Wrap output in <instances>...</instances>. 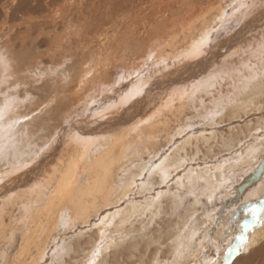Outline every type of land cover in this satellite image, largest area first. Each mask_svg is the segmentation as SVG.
<instances>
[{
  "label": "bare ground",
  "instance_id": "bare-ground-1",
  "mask_svg": "<svg viewBox=\"0 0 264 264\" xmlns=\"http://www.w3.org/2000/svg\"><path fill=\"white\" fill-rule=\"evenodd\" d=\"M75 1L0 0V51H5L9 55L13 67L17 70L15 79L21 84V87L9 93V96L14 95L23 101L18 106V113L38 112V116L29 122L31 124L30 135L34 136L37 141H45L50 138V134L55 135L56 129L63 124L65 116L71 114L74 128L79 129L82 135L108 138L91 145H76L58 137L57 141L36 159L30 168L9 177L3 185H0V264H35L46 248L54 246L57 241L63 243L65 237H70L71 234L59 228L61 214L65 217L70 216L73 220L78 219V227L84 228L90 223H96L98 217L109 215L111 219V214L119 210L120 215L115 221L119 224L123 217L131 214L133 203L139 206L143 200L142 195L136 193L135 188L127 186L133 172L143 167L145 158L148 159L151 154L163 155L165 150H170L175 130L187 126L190 119L198 125L193 129L196 135L172 151L170 159L174 160L182 155L197 156L198 152L201 154L204 150L201 149L203 143L206 144L205 148L208 152H214L217 144L219 148L221 147L220 150L229 151L228 149H231L238 141L236 135L241 134L243 128L238 126L242 123L238 120L240 124L235 125L238 122L232 121L224 129L215 126L232 119H242L249 112L257 113L264 108L259 95L247 99L241 97L228 104L231 78L229 82L218 84L213 90L216 100L223 96L224 103L227 104L222 115L216 118L215 124L202 123L199 119L200 114L215 107L211 94L203 97L198 94L194 101H189L187 98L183 102L179 98L174 102L168 100L175 90H183L187 85L190 91L193 83L207 78L213 69L225 63L232 65L235 69L238 83L239 73L247 71L243 67L247 59L242 57V53L236 56L232 53L247 46L254 37H258L264 31V23H261L262 10L258 9L235 31L228 32L222 28L220 32L212 33L211 43L202 48L199 55L178 60L177 57H183L184 53L191 49L206 30L213 26L219 28L221 23L227 27V21L221 22L218 16L232 0H203L204 4L197 7L191 5L188 0H178L174 5L169 4L154 24L155 34L152 38H158L154 49H151L152 46L151 50H146L143 40L137 38L122 37V41L116 44V48L112 47L118 41V39L115 41L114 34L111 42L110 39L107 40L109 42L108 44L106 42L107 49L104 51L107 52L111 48V54L115 51L119 53V65L117 66L120 69L117 71L121 72L116 78L112 76L113 80L106 74V71L101 70L99 62H102V54L100 51L78 48L75 37L77 30L73 29ZM174 8L176 13L172 12ZM61 24L66 25L67 29L61 30ZM245 25H255L254 36L245 38L247 32L241 31ZM149 51L156 53L153 63L165 59L169 61L170 66L167 70L159 71L158 74L153 71L151 79L146 80L147 87L143 90L144 94L135 96L123 107L107 113V120L93 119L86 115L85 113L95 110V105L92 109L86 107V104H91L92 99H95L98 104H118L122 95L134 90L135 86L140 83L135 76L132 79L126 77L115 87L113 85L116 84L121 73L127 74L130 70L139 68ZM90 54L95 55V59ZM86 55L88 58L85 57ZM142 57V61L139 62L138 59ZM173 60L176 61L174 66L171 64ZM25 97L29 99L25 100ZM201 99L204 101L203 105L200 104ZM3 102L4 95L0 92V106ZM166 102H168L167 106H165ZM81 113L85 115L79 119ZM251 118V121L248 120L249 126L253 123V117ZM262 120L264 122V119ZM140 121L148 122L141 124L136 132H131L132 126ZM246 122L245 125H247ZM226 137L227 140L224 141ZM176 139L179 142L180 137ZM262 153L263 150L251 157L247 155L246 158L249 160L244 159L243 161L248 162L250 166L251 160L253 163L256 158L261 157ZM81 156L84 157L83 160L80 159ZM133 165H136V168H133ZM216 165L212 164L204 175L207 176V172L211 171L219 177L220 173L216 172ZM4 167L5 165L0 163V171L4 170ZM254 167L253 170L257 169ZM229 168L230 166H227L225 170ZM203 169L204 167L197 168L198 171ZM41 180L54 185L53 192L48 194L46 201H38L33 193L25 191ZM223 180L226 182L228 178L225 177ZM212 182L217 183V181ZM222 184L217 185L218 189L224 186ZM258 187H251L249 190L252 191ZM13 192L16 195L8 200L7 197ZM247 193L243 200L234 201L231 209L222 215L217 216L218 211L212 212L213 210L208 211L209 209L204 208L208 212L205 211L203 218L209 212L213 213L211 219H204L205 221L202 220L203 223H201L208 226L207 231L215 241L214 243L219 237L221 238L220 244L226 243L229 235L227 225L233 217L232 209L242 207L244 200L249 201ZM129 195H132V203H121L122 199ZM25 206L29 207L27 215L24 210ZM189 211V207H174L173 204L165 202L163 207H158L155 222L149 221L152 226L147 230L141 231L139 223L135 228L127 225L119 229L128 234L136 233L130 235V238L124 240L123 243H120L121 236L115 234L118 231L116 228L108 229L113 234L109 237V241L114 238L116 243L111 244L109 250L103 253L102 264H153V260L157 258L159 242L170 238L176 239L179 236L183 231L182 226L188 218ZM196 211L199 212L200 209ZM162 214L175 218L173 217L174 221L160 228L161 230L156 235V231L153 233L150 229L153 225H157V220ZM218 218L219 220L216 221ZM21 220L24 223L21 224ZM196 226L201 232L205 231L197 223ZM99 231L93 228L91 231H84L81 236L69 239L68 243L75 249L73 255L66 258L69 264H81L86 258L85 253H90L94 244L100 239ZM259 237L262 242L260 241L255 248L250 249L246 256L235 258L231 264H264L263 228L256 233V238ZM251 241L250 239L247 249L253 246ZM106 247H108L107 244ZM168 251V248L161 249L159 258L167 259ZM52 258L51 255L48 256L49 260Z\"/></svg>",
  "mask_w": 264,
  "mask_h": 264
},
{
  "label": "snow or ice",
  "instance_id": "snow-or-ice-1",
  "mask_svg": "<svg viewBox=\"0 0 264 264\" xmlns=\"http://www.w3.org/2000/svg\"><path fill=\"white\" fill-rule=\"evenodd\" d=\"M261 11V23H264V0H232L223 13L218 16L221 22L227 21V27L223 23L218 28L211 27L202 33L200 39L196 41L190 50L184 53L183 57L177 59L188 58L194 55H199L201 49L211 43L212 33H218L221 29L227 31H235L244 24L246 20L252 17L257 10ZM242 32L246 31L247 35L254 36L255 25H245ZM242 53V57L247 59V63L243 67L246 72L239 73V82H236L235 69L230 64H222L213 69L207 78H202L191 85V90H188L187 85L183 90L177 89L169 96L168 100L174 102L177 98L183 102L186 98L189 101H194L199 94L201 97L207 94L213 96L215 107L207 110L204 114L199 115L200 121L211 122L215 124L216 118L221 116L223 109L227 107L224 103V98L221 96L216 100L214 89L218 84L229 82L230 94L228 97V104H231L235 99L241 97L247 99L248 97L255 98L259 95L264 97V31L258 36L254 37L247 46L238 49L232 53L233 56ZM156 53L149 51V54L139 68L130 70L127 74L121 73L113 87L117 86L126 77L132 79L135 76L140 83L135 86L134 90H130L121 96L120 102L116 103H97L92 99L91 104H86L88 109L93 112L85 113L93 119L107 120V113L113 109H119L126 105L135 96L143 95L144 88L147 87L146 80L151 79L153 71L157 74L161 70H167L170 66L169 61L160 59L153 63ZM227 60V56L225 57ZM176 63L175 60L171 62L172 66ZM17 70L13 67V62L5 51H0V92H3L4 102L0 106V163L5 165L4 170L0 171V185L5 181L16 175L17 173L28 169L32 166L36 159L44 154L53 143L57 141L58 137H62L70 144L76 145H91L95 144L101 139H108L107 137H92L84 136L79 129L74 128L73 117L67 114L63 120V124L56 129L55 135L50 134V138L45 141H37L36 138L29 133V128L33 118L38 116V112L32 111L18 113V106L23 101L16 96H9V93L15 92L21 87V84L16 81L15 74ZM91 75V73H89ZM7 91H3L4 89ZM103 93H101L102 95ZM29 97H25V100ZM203 99L200 104L203 105ZM166 102L165 106H167ZM47 107V105H45ZM155 115V114H154ZM152 119V117H149ZM148 121H140L130 129L131 132H136L141 124ZM198 125L189 120L187 126L179 127L175 130V135L172 137L173 143L170 150H165L163 155L151 154L144 162L143 167L133 172L131 178L127 182V186L136 189V193L142 195L143 200L139 206L133 203L130 215L123 217L119 224L115 221L120 215L119 210L113 213L112 218L109 215H104L97 218L96 223H90L84 228H79V220H73L70 216L65 217L61 214L59 221V228L70 232L71 236H66L63 243L57 241L54 246H49L43 252L35 264H69L68 257H71L75 251L74 247L68 243L72 237H78L84 231H91L93 228L99 229L100 239L94 244L90 253H85V259L81 264H102L101 257L103 253L109 250L111 244H115L116 240L113 238L109 241V237L113 234L108 229L116 228L118 231L116 235L121 236L120 243L130 238V235H135V232L128 234L121 232L119 229L125 228L127 225H132L134 228L137 223L140 225V230H147L152 226L149 221L155 222L158 207H163L165 202L173 204L174 207L185 206L189 207L188 218L182 226L183 231L180 232L176 239H168L167 241H160L157 250V258L153 260V264H221L219 256V246L217 245L215 258H209L207 253L208 246L212 245L214 241L207 231L208 226L205 224V231L201 232L196 226L197 216L199 213L196 209L206 208L207 205H212L215 199L218 184L223 183V174L225 166L231 163L239 164L244 159V149L247 148V155L251 157L256 152L264 150V123L256 127L255 132L249 135L248 140L251 143L241 142L238 159L233 160L231 156L224 161V163H217L216 172L221 173L216 177L211 171L204 172L211 168V165L205 164L203 170H197L194 167H189V164L196 165L198 163L197 156L189 157L182 155L176 159H170L172 151L184 144L185 141L191 140L194 135L193 131ZM204 135V133H200ZM177 137H180L177 142ZM233 151H235L233 149ZM84 159L83 156L80 157ZM136 168V165H133ZM260 165H257V171ZM255 174V173H254ZM212 181H217L213 183ZM175 185V190L172 186ZM54 185L48 184L45 180L33 184L31 187L25 189L33 193L38 201H46L48 194L52 193ZM158 189V190H157ZM16 193H11L7 199L11 200ZM248 199L255 200V204L248 202L245 207L248 208L247 216L241 225V232L235 237L236 243L229 245L225 260L232 256L233 253L239 255L241 252L247 250L249 243L248 236L251 232L258 228L264 227V172L260 173L259 187L248 192ZM206 201V203H205ZM132 203V195L125 196L121 203ZM25 214L29 212V207L25 206ZM213 213L209 212L205 219H211ZM20 223H24L23 220ZM203 236V238H200ZM106 244L108 247H106ZM170 246V247H169ZM168 248L167 259H160L159 252L161 249ZM51 252L52 259H48V253Z\"/></svg>",
  "mask_w": 264,
  "mask_h": 264
},
{
  "label": "rangeland",
  "instance_id": "rangeland-1",
  "mask_svg": "<svg viewBox=\"0 0 264 264\" xmlns=\"http://www.w3.org/2000/svg\"><path fill=\"white\" fill-rule=\"evenodd\" d=\"M177 1L178 0H159V2H158V0H137V1L136 0H76L75 1V5L73 7V9H74L73 12H75V13H73L74 14V16H73L74 24H75V25H73V29L77 30V32L75 31V34H76L75 37L77 38L76 42L78 43V48H81V49L84 48L83 50H85L86 48H89L90 51H93V50L100 51L101 54H102V57H101L102 62L101 61L99 62L100 66H101V70L106 71V74H108V76L111 77L114 80V78L112 76H114L116 78V76L121 72V71L118 72L120 68H119V66H117V65H119L118 64L119 63V58H118L119 53H117L115 51L114 54H111L110 53L111 48H109V50L107 52H105L104 50L107 49V46H105V45H107L109 41L111 42V40H113V37L115 36V38H116L115 41H117V39H118V41L112 46L114 48L117 47L116 44H119V42L122 41V37L123 38L126 37V38H129V39H133V38H135V39L137 38L139 40L142 39L144 47L147 48L146 50L150 49L152 46L153 47L151 49H154V46L157 44L156 39L158 41V38H156V37L152 38V35L154 36V34H155L154 24H155L156 20L158 19V16L160 15V13L162 11H164V9H166L169 4H173L174 5ZM188 1L194 7H197V6H200V5L204 4L203 0H188ZM172 12L176 13L177 11L174 8L172 10ZM64 22L65 21L63 20V23ZM130 22H132V23H130ZM61 25H62L61 30L67 29L66 25H63V24H61ZM78 25H80V26L78 27ZM117 26H118V28H117ZM82 27L85 28V29H83ZM80 28H82L81 31H80ZM122 31L125 32V33H123ZM93 34H94V36H93ZM113 34H114V36H113ZM121 35H123V36H121ZM88 36H90V37H88ZM109 36H110V38H109ZM82 37H84V39ZM86 39H87V41H86ZM107 40H109V41H107ZM146 40H148V41H146ZM106 42H107V44H106ZM144 42L145 43L149 42L148 44H146L148 46H146ZM152 42L153 43L155 42L154 45H153ZM82 43H83V46H82ZM99 43H101V44H99ZM102 45L105 46V47H103ZM92 55L93 54H90V56H92ZM85 57L88 58L87 55ZM92 57L94 58L95 55L92 56ZM109 59H110V61H109ZM142 59H143V57L138 59L139 62H141ZM103 61H105V62H103ZM112 61H113V63H112L113 65L111 64ZM106 62L110 63V64H107ZM78 67H80V66H78ZM117 69H118V71H117ZM111 70H113V71H111ZM114 70L116 71V73H115ZM261 103H262V107H264V98L263 97H261ZM259 113H262V114L257 116ZM253 114H256V115L254 116ZM84 115L85 114L81 113V116L79 117V119H81ZM262 115H263V117H262ZM246 116H243L242 119H232L230 121H226V122L221 123L222 125L219 124V125L215 126V127L224 129L225 126H227L228 123H232V121L233 122H238L235 125H238V124L242 123V125L240 124L238 126V127L242 126L241 128H243L242 131H241V134H237L236 135L238 141H237V143H235L234 146L231 147V149L232 150L234 149L235 151H232L230 148L228 149L229 151H227V152L223 151L222 149L220 150L221 147L219 148V145L217 144V146L215 147V149L216 148L217 149L214 150V152H216V153H214L213 151H210L211 152L210 153L205 148L206 144L203 143L202 145H204V146L201 145V149H204V150H202V153L201 154L199 153V155L197 156V160L199 162V163L196 164L197 168H199V167L202 168V167H204L202 165H205V164L211 165V167H212V164L214 166V164L216 165L218 162L222 163L223 161H226L229 156H231L233 160H235L236 158L237 159L239 158V157H234V156H238L237 153H239V150H240V145H241L240 143L241 142L251 143V141L248 140L249 135H251L253 132H255V130H256L255 126L256 125H258V124L260 125V124L264 123L263 120H262V119H264V108H261V111L257 112V113L256 112L255 113L249 112ZM251 117H253V120H255V121L252 120L253 123H252V125L250 124V126H249L248 125V120L251 121V119H252ZM238 120L240 121V123H239ZM256 121H258V123L255 124ZM245 122H246L247 125L244 124ZM244 129L245 130L247 129L246 132H245ZM243 131H244V133H243ZM226 140H227V137L224 139V141H226ZM246 153H247V148L244 149V159L245 160H249L248 158H246L247 157ZM209 154H210V156H208ZM224 155H226V156H224ZM204 156H207V158L206 157L204 158ZM146 160H147V158H145V161ZM216 161H217V163H216ZM242 161L239 164H237V163L227 164V166H230V168L228 170H225V172H224L225 174H223V179L225 177H227L228 180H226V182H223L222 185H224V186H222V188L220 187L216 191L215 199L213 201V204L212 205H207V207H206L207 210L209 209L208 211H212V210H213L212 212H214V211L217 212L218 211L216 213V215L217 216L220 215V214L222 215L228 209H231L230 207L232 206L234 201L239 202V201L243 200L244 199V195L247 193V191H250L249 189L251 187H255V186L258 187L259 186L260 173L264 172V150H263V153H262L261 157L260 158L259 157L256 158V160H255L256 162L253 161V163H252V160H251V162H250V166L251 167L248 165V162H246V161L242 162ZM199 164H201V165H199ZM255 165H260V168H259L258 171H257V169L253 170V167ZM190 166L194 167V165H192L191 163L189 164V167ZM227 166H225V167H227ZM196 167H194V168H196ZM255 167L257 168V166H255ZM252 172H254L255 174L252 173ZM248 173H249V175H248ZM220 175H221V173H220ZM252 175H253V177H252ZM243 177H245V178H243ZM174 188H175V185L172 186V190H175ZM248 202H251V203L255 204V200L254 199L253 200H249ZM248 202H247V200H246V202L244 200V202H243L244 205L242 207H236V208L232 209L233 210V215H232L233 217L231 216L232 218L230 220V223L227 225L228 226L227 229H228L229 235L227 236V240L225 241L226 243L220 244L221 243V238L219 237L220 240L217 239L216 243H213L214 245L212 244V245H210L208 247L209 251H208L207 255H208L209 258H215L217 245H218V246H220L219 252L221 251L220 252V256H219L221 264H231V263H233L235 258H238L240 256H243V257L246 256L250 249L255 248L260 243V241L262 242V240H260V237L258 239L256 238V233L260 232L261 228H263V232H264V227L258 228L257 230H255V231H253V232H251L249 234L248 240H249V242H250V239L252 240L251 243H252L253 246L249 247V249H247L246 251L241 252L239 255H236L235 253H233L234 254V255H232L233 257L230 256V257H228L227 260H225V258H224L226 253H227V249H228L229 245L230 244L234 245L236 243L235 237L240 234V232L242 230L241 229V225L243 224L244 220L249 218L247 216L248 208L245 207V203H248ZM205 203H206V201H205ZM234 209H235V211H234ZM207 210H205L204 208H200V211L198 212L199 215L197 216V220H199V221H196V223L198 224V226L202 230L204 229V225H202V223L205 221L204 220L205 218H203V217H204L205 213L208 212ZM202 215H203V217H202ZM173 217L174 216L170 217V216L162 214L160 216V219L157 220V225H153V227L150 230L153 233H154V231H156L155 234L157 235L158 234L157 232H159L163 228V226L165 227L170 222L174 221L175 217L174 218ZM202 220H203V222H202ZM218 220H219V218L216 221H218ZM251 236H253V237H251ZM50 255L52 256L51 252H49L48 256H50Z\"/></svg>",
  "mask_w": 264,
  "mask_h": 264
}]
</instances>
